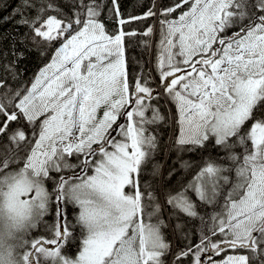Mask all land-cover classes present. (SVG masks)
<instances>
[{
  "label": "snow or ice",
  "instance_id": "snow-or-ice-1",
  "mask_svg": "<svg viewBox=\"0 0 264 264\" xmlns=\"http://www.w3.org/2000/svg\"><path fill=\"white\" fill-rule=\"evenodd\" d=\"M110 4L20 0L0 17H20L25 50L49 57L22 89L0 79V264H264V0H153L127 18ZM157 11L158 76L130 82L125 40L138 33L124 28ZM25 50L11 49L6 74ZM165 99L175 151L216 152L197 165L181 155L191 178L163 193L174 221L201 225L175 253L152 166Z\"/></svg>",
  "mask_w": 264,
  "mask_h": 264
},
{
  "label": "trees",
  "instance_id": "trees-1",
  "mask_svg": "<svg viewBox=\"0 0 264 264\" xmlns=\"http://www.w3.org/2000/svg\"><path fill=\"white\" fill-rule=\"evenodd\" d=\"M19 2L20 0H0V17L11 16L13 10L17 7ZM56 2L60 4L65 11H68V6L70 5L71 0H56ZM171 2L172 0H155L156 8L159 10L161 6L170 5ZM102 3L107 5V7H111L110 0H102ZM118 4L121 15L127 18L129 15L140 16L144 12H147L149 8L152 7L153 0H118ZM110 16L111 14L107 11V8H105V10L102 12V19L106 25V28L109 31H112L116 28V24L110 19ZM157 17L160 20L159 11H157ZM153 18L154 17H150L148 19L130 23L124 28L125 31L135 30L138 33L135 36L127 37L125 40L130 82L133 76H138L141 74H143L146 78L152 79L147 65L149 45L152 48L155 42L157 50L159 40L158 37L152 38L150 37V34L145 36L142 33H144L148 27H151ZM18 19H20V17L17 16L8 23H4L2 20H0V79L7 80L8 87L12 90H19L24 88L26 85H29L41 66L48 62L49 59L46 54H42L44 53V49H35L32 47L30 42L27 43V49L29 50H25V34L28 33V28L18 26L16 23ZM13 47L25 50V58L16 61L17 69L15 76L12 73L6 74L4 71V67L8 65L9 61L15 59L11 55V49ZM5 53L8 54L7 58L4 57ZM154 72L157 77L158 73L155 70ZM0 91H4V89H0ZM165 102V100H162L160 107L161 112L166 117V119L153 126L155 134L158 138V148L154 154L152 166L157 167L161 173V175L156 177L154 186L159 190L162 197H164L163 193L176 188L181 181H186V171L180 167L181 161L179 157L181 155L183 156L184 161H190L193 165L201 164L202 159L216 155V152L212 150L211 145H209V150L204 152L180 154L175 151L174 140L176 138L177 130L174 125L173 132H170L171 127L169 123V110ZM172 106L174 107V105ZM173 169L175 170L174 175L169 177L167 173ZM149 176H151L150 172ZM187 177L189 179L191 178L188 172ZM149 182H152L151 179ZM49 187L51 186L49 185ZM163 210V219L167 225L164 216V212L168 213L167 206H163ZM71 214L72 210L69 209L70 217ZM168 215V220L170 223L169 226H171L172 233L169 231L168 226L162 230L166 240L172 243L171 235H173V243L171 244L172 246L175 244V239L182 244L189 243L190 241L195 243L198 236V230L201 227L199 220L186 221L182 218L179 221H174L172 214L170 215L168 213ZM50 218L52 221L51 215ZM177 222L185 225L183 231H177L174 228V224ZM185 237H187V239ZM191 237L192 239H190ZM77 244L78 242L67 248L66 251L70 254H74L73 252L77 251Z\"/></svg>",
  "mask_w": 264,
  "mask_h": 264
},
{
  "label": "rangeland",
  "instance_id": "rangeland-1",
  "mask_svg": "<svg viewBox=\"0 0 264 264\" xmlns=\"http://www.w3.org/2000/svg\"><path fill=\"white\" fill-rule=\"evenodd\" d=\"M158 21V17H157V20H156V22ZM155 27H156V25H155ZM155 27L153 28V26L151 27L152 29H155ZM151 47V46H150ZM159 54V49L155 52V51H152V53L150 54V58L148 59V69H149V72H150V76H151V78H156V75H155V72H154V70H155V63H156V56ZM47 63V62H46ZM45 63V64H46ZM44 64V65H45ZM44 65L43 66H41V68L42 67H44ZM40 68V69H41ZM39 69V70H40ZM39 72V71H38ZM37 72V73H38ZM156 83H159V80L158 79H156V81H155ZM167 108H169V110L171 111V112H174V115H175V108L172 106V104H170V103H168L167 104ZM174 109V110H173ZM102 114V113H101ZM175 120H176V118L174 119V117L172 118L171 116H170V123H171V125L173 124V123H175ZM175 125V127H176V130H177V125H176V123L174 124ZM177 135V134H176ZM187 179H189L188 177H187V172L185 173V180H187ZM164 199H165V197H162V195H160V203L161 202H163V205H162V203H161V206L163 207V206H165L164 205ZM167 215H168V213L171 215V212H170V210L168 209V213L167 212H165ZM168 217H169V215H168ZM46 219L49 221V222H51V218H50V215L48 216V217H46ZM39 231L40 232H43L44 231V229L41 227L40 229H39ZM77 252V251H76ZM76 252H73L74 254H72V255H75L76 254Z\"/></svg>",
  "mask_w": 264,
  "mask_h": 264
},
{
  "label": "flooded vegetation",
  "instance_id": "flooded-vegetation-1",
  "mask_svg": "<svg viewBox=\"0 0 264 264\" xmlns=\"http://www.w3.org/2000/svg\"><path fill=\"white\" fill-rule=\"evenodd\" d=\"M160 21V20H159ZM159 21H158V24H157V27H155V29H153L152 33L150 34V37H158V46H157V50L160 49V26H159ZM156 50V44L154 42L153 44V47L151 48L150 45H149V54H148V58H147V65H148V59L150 58V54L152 53V51H157ZM170 225V224H169ZM169 231L172 233V229H171V226L168 227ZM175 239V237H174ZM192 239V237L190 238ZM194 243V242H193ZM188 243H179V241H177L175 239V244L172 246V252L175 253L177 250H180V249H183ZM166 264H174V260H173V256L172 255H168L167 258H166ZM181 264H189V261L188 259H184Z\"/></svg>",
  "mask_w": 264,
  "mask_h": 264
},
{
  "label": "bare ground",
  "instance_id": "bare-ground-1",
  "mask_svg": "<svg viewBox=\"0 0 264 264\" xmlns=\"http://www.w3.org/2000/svg\"><path fill=\"white\" fill-rule=\"evenodd\" d=\"M152 38H154L153 36H152ZM168 110H169V108H168ZM170 116L173 118L174 117V119H175V116H174V113L173 112H171L170 110H169V123H170ZM174 124L175 123H173L172 125H171V123H170V127H171V133L173 132V129H174ZM163 203V202H162ZM164 216H165V221L167 222V226L169 227V220H168V215L164 212ZM171 242L173 243V235H171ZM171 243V244H172Z\"/></svg>",
  "mask_w": 264,
  "mask_h": 264
}]
</instances>
